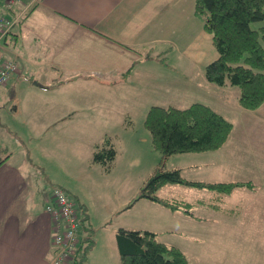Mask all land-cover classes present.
<instances>
[{"label": "rangeland", "instance_id": "rangeland-1", "mask_svg": "<svg viewBox=\"0 0 264 264\" xmlns=\"http://www.w3.org/2000/svg\"><path fill=\"white\" fill-rule=\"evenodd\" d=\"M262 24L263 20L252 22L254 27ZM31 42L32 38L22 36L17 47L20 50L25 47L23 52L36 55V61L21 73L25 84L34 86L37 79L43 82L57 75V71L39 45L33 43V51L26 49ZM215 55H218L217 50ZM81 61H84L82 57ZM62 74L66 77L68 73ZM25 88L22 95H27ZM202 91L200 98L213 100L218 111L233 122V129L220 148L172 154L165 158L164 167L179 168L188 179L211 181L217 178L215 173H221L229 181H252L253 186L234 187L225 193L222 201L216 198L215 190L208 187L177 182L165 184L161 194L187 199L193 205L191 216L184 210L177 212L183 225L164 227L161 238L179 245L192 264H264V104L256 109L242 107L240 88L232 84L225 87L213 84L208 89L203 87ZM16 92L17 89L11 87L0 94V155H12L0 170L3 189L0 206L6 197L14 195L15 217L25 221L35 195L28 185L51 190L53 185L60 184L75 201L81 195L90 205L93 223L97 226L94 232L97 245L91 263L121 264L117 229L121 225L142 226L150 214L143 213L142 218L134 219L123 206H128L140 193L162 159L145 124L148 99L131 106L121 124L117 115L119 109L111 105L113 114L100 119L105 123L102 129L72 120L68 121L67 129H61L58 125L47 126L44 121L34 124V113L17 115L12 109ZM57 95L60 100L64 97ZM38 103H42L41 100ZM37 117L41 118V114ZM105 135L111 137L117 149L110 169L91 161L92 142L101 141ZM47 173L51 177H47ZM148 223L152 225L156 221L149 219Z\"/></svg>", "mask_w": 264, "mask_h": 264}, {"label": "crops", "instance_id": "crops-1", "mask_svg": "<svg viewBox=\"0 0 264 264\" xmlns=\"http://www.w3.org/2000/svg\"><path fill=\"white\" fill-rule=\"evenodd\" d=\"M195 1L37 0L3 41L5 57L15 60L18 70L0 85V94L16 88L12 109L17 115L34 113V124L44 121L47 126L58 125L61 129L68 128L69 120L100 128L105 124L100 119L113 114L111 105L119 109L121 124L131 106L143 99H148L149 109L153 105L187 107L203 102L218 110L213 100L200 98L202 88L214 84L207 80L205 67L217 56L212 35L195 12ZM0 12L15 14L4 10L1 4ZM22 36L33 39L26 49L33 51V43L39 45L57 71V75L43 82L36 78L34 86L38 90L22 80L21 73L36 61V55L23 52L25 47L18 49L17 41ZM62 72L68 73L66 77ZM24 87L27 95H22ZM57 94L64 97L60 100ZM97 142L100 141L94 139L92 147ZM214 175L217 178L211 181H229L221 173ZM47 177L51 174L47 173ZM28 189L35 195L25 221L15 217L14 195L6 197L0 206V264H48L52 256V220L46 210L50 188L28 185ZM219 196V200H225ZM77 198L79 205H87L95 230L89 203L81 195ZM126 205L123 209L129 210L134 219L150 213L142 226L133 228L155 230L163 241H167L161 238L164 227L183 225L177 218L180 210L172 211L153 200L140 198ZM149 219L156 223L149 224ZM96 245L97 241L87 264H92Z\"/></svg>", "mask_w": 264, "mask_h": 264}, {"label": "trees", "instance_id": "trees-1", "mask_svg": "<svg viewBox=\"0 0 264 264\" xmlns=\"http://www.w3.org/2000/svg\"><path fill=\"white\" fill-rule=\"evenodd\" d=\"M195 12L211 33L218 52L217 57L205 67L207 80L219 86H238L242 107H260L264 104V24L254 27L252 22L264 21V0H196ZM145 124L151 132L153 146L161 153L162 159L128 206L140 198H147L172 211L184 210L191 214L193 202L163 196L161 187L176 182L208 187L215 190L218 198L231 192L234 187L253 186L252 181L243 180L188 179L181 174V169L164 167L165 158L172 154L218 149L227 141L233 122L213 106L203 102H194L187 107L153 105L147 112ZM116 155L117 149L111 137L106 136L94 145L92 161L110 169ZM10 156L11 153L0 155V165ZM70 198L78 212L79 228L74 255L67 264H87L96 244L95 230L87 205H79ZM116 242L121 264H192L180 246L161 240L152 229L121 225L116 231Z\"/></svg>", "mask_w": 264, "mask_h": 264}, {"label": "built area", "instance_id": "built-area-1", "mask_svg": "<svg viewBox=\"0 0 264 264\" xmlns=\"http://www.w3.org/2000/svg\"><path fill=\"white\" fill-rule=\"evenodd\" d=\"M37 0H0L4 10L15 12L13 16L0 12V85L6 84L18 70L15 60L4 55V39ZM46 210L53 222L54 253L50 264H67L74 255L79 220L74 201L60 185H53L47 197Z\"/></svg>", "mask_w": 264, "mask_h": 264}]
</instances>
